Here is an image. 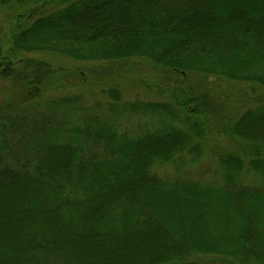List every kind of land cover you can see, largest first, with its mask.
<instances>
[{"label": "trees", "instance_id": "obj_1", "mask_svg": "<svg viewBox=\"0 0 264 264\" xmlns=\"http://www.w3.org/2000/svg\"><path fill=\"white\" fill-rule=\"evenodd\" d=\"M13 6L0 79L21 94L0 102V264H264V0H0ZM21 52L120 72L146 58L182 80L159 101L111 86L90 107L47 96L66 73ZM205 152L211 179L186 177Z\"/></svg>", "mask_w": 264, "mask_h": 264}, {"label": "rangeland", "instance_id": "obj_2", "mask_svg": "<svg viewBox=\"0 0 264 264\" xmlns=\"http://www.w3.org/2000/svg\"><path fill=\"white\" fill-rule=\"evenodd\" d=\"M18 12H23V8L19 6L0 7V45L3 51L6 46L2 45L4 38L1 29L6 30L9 24L8 21L10 22L14 13ZM17 57L39 59L47 62L54 69L61 68L68 79L65 78L61 85L57 84L46 95L80 94L86 105L90 107L94 103H99L101 107L105 108L107 103L111 101V97L105 89L111 86L119 90L122 102L133 99L159 101L169 97L170 90L175 89L182 80L181 77L176 75L162 77L161 70L154 67L150 60L146 58L131 60V64L129 63V65L127 64L126 67L122 68L126 70L120 72L118 67L109 61H80L50 52H21ZM188 79L189 82L195 84L198 81V76L189 74ZM209 80L211 82L215 81V83L218 82L221 91L228 94H236L241 91L250 92L248 84L244 82L229 83L227 80L222 79L224 83L220 85L219 81L221 79L211 78ZM182 82L184 83V81ZM18 85L17 82L0 79V102L18 99L21 94ZM259 88L260 90L257 91L264 93V88ZM208 90L209 98L213 99L215 91L212 88ZM208 143L204 142L205 145ZM213 160L209 153L205 152L197 162L188 163L184 175L196 180H210ZM161 170L165 171L164 176L170 177L172 164H165Z\"/></svg>", "mask_w": 264, "mask_h": 264}]
</instances>
